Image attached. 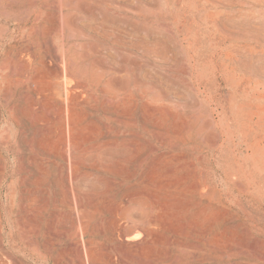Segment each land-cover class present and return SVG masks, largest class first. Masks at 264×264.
<instances>
[{"label": "rangeland", "instance_id": "1", "mask_svg": "<svg viewBox=\"0 0 264 264\" xmlns=\"http://www.w3.org/2000/svg\"><path fill=\"white\" fill-rule=\"evenodd\" d=\"M0 264H264V0H0Z\"/></svg>", "mask_w": 264, "mask_h": 264}, {"label": "bare ground", "instance_id": "2", "mask_svg": "<svg viewBox=\"0 0 264 264\" xmlns=\"http://www.w3.org/2000/svg\"><path fill=\"white\" fill-rule=\"evenodd\" d=\"M142 232H143V231H142V229H141L140 227H139V228H138V227H137V228L135 227V228L132 229L131 231L127 232L126 234L124 233V235H125V236H124V239L127 240V242H128V241H130V240H132V239L134 238V237H133V236H134L133 234H138V235H139V234H142ZM132 235H133V236H132ZM138 235H137V236H138ZM135 237H136V236H135ZM128 243H130V242H128ZM124 245H125V244H124Z\"/></svg>", "mask_w": 264, "mask_h": 264}]
</instances>
